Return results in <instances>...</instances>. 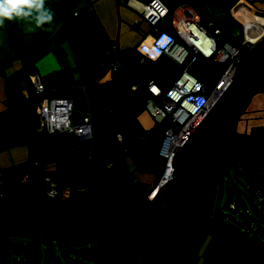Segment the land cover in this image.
Listing matches in <instances>:
<instances>
[{
	"label": "crops",
	"instance_id": "crops-1",
	"mask_svg": "<svg viewBox=\"0 0 264 264\" xmlns=\"http://www.w3.org/2000/svg\"><path fill=\"white\" fill-rule=\"evenodd\" d=\"M161 1L169 8L189 2L198 15L202 12L211 16L203 5L205 0ZM234 1L235 16L246 23L254 16L247 7L264 17V0ZM46 7L54 12L51 25L37 28L27 21H6L0 28V170L4 177L0 207L61 212L62 206L48 208L49 198L29 179L31 163L43 183L46 177L64 185L68 183L62 175L80 178V183H74L77 191L68 196L75 210L103 212L99 205H138L156 187L164 162L159 150L165 125L146 111L145 93L134 90V86L152 79L165 88L178 73L175 63L166 57L158 63H141L139 45L149 34L170 31L171 16L151 26L142 17L143 4L138 0H46ZM249 25L255 37L264 33V24L250 21ZM88 42L101 48H96L101 69H93ZM111 43H116L119 50L116 56L122 67L117 71L111 69L112 62L103 53ZM94 70L101 74L92 106L94 145L70 133L49 134L39 110L41 100L67 98L83 107L77 85ZM34 76H39L45 91L28 96L36 88ZM257 96L258 101L254 99V103L251 98L238 120L236 133L245 137L256 136L250 129L257 124L264 128V93ZM250 102L249 109L256 108L254 118L247 121L244 115ZM115 161L124 166L127 178L123 181L108 178V164ZM88 193L90 202L84 205ZM236 256L242 264H256L243 246Z\"/></svg>",
	"mask_w": 264,
	"mask_h": 264
},
{
	"label": "water",
	"instance_id": "water-1",
	"mask_svg": "<svg viewBox=\"0 0 264 264\" xmlns=\"http://www.w3.org/2000/svg\"><path fill=\"white\" fill-rule=\"evenodd\" d=\"M247 8L264 23L263 16ZM261 35L239 62L231 82L202 122L177 149L172 176L154 199L124 212L21 211L0 207V264L7 259L3 239L11 234L42 237L43 242L64 245L74 240L145 242L136 264H193L204 238L214 228L202 205L205 183L215 174L214 161L236 132L248 102L264 88V33ZM65 190L69 195L77 191L68 186ZM63 202L74 204L68 197ZM86 252L96 255L94 248L82 249L81 254Z\"/></svg>",
	"mask_w": 264,
	"mask_h": 264
},
{
	"label": "built area",
	"instance_id": "built-area-1",
	"mask_svg": "<svg viewBox=\"0 0 264 264\" xmlns=\"http://www.w3.org/2000/svg\"><path fill=\"white\" fill-rule=\"evenodd\" d=\"M133 1V0H126ZM136 1V0H135ZM143 4L142 17L151 25L156 26L171 16V31L161 30L158 35H147L139 45L138 59L141 63H157L163 58H168L175 63L178 74L163 88L155 80L144 84L136 83L134 90L145 93V109L157 123L165 125L164 136L160 148V156L165 159V165L158 178L154 191L148 196L154 199L159 189L171 178L173 173V160L177 149L182 146L192 135L197 126L202 122L214 102L220 97L231 82L234 71L239 62L244 58L249 49L256 43L249 36L243 37L239 45L223 43L220 30L212 32L209 27L201 22V18L189 2L176 3L167 7L161 0H138ZM258 41V40H257ZM116 43H111L103 53L111 60V69L117 71L122 67L117 60ZM198 60L212 61L219 66H224V71L214 87L197 79L189 72L191 65ZM36 88L28 96L42 94L45 87L39 81V76H34ZM101 74H93L92 81L100 82ZM88 77L77 85L84 100V106L78 107L73 99L54 98L42 110L51 135L70 133L80 140H86L91 146L94 144V112L88 97ZM122 141L121 134L118 135ZM112 163L108 164L111 167ZM256 205L262 209L264 202L261 197L260 186L262 181L255 176ZM46 194L50 198L69 196L66 190L59 192L56 184L45 178ZM69 189V188H68ZM4 195V177L0 170V199ZM20 263L26 258H20Z\"/></svg>",
	"mask_w": 264,
	"mask_h": 264
},
{
	"label": "rangeland",
	"instance_id": "rangeland-1",
	"mask_svg": "<svg viewBox=\"0 0 264 264\" xmlns=\"http://www.w3.org/2000/svg\"><path fill=\"white\" fill-rule=\"evenodd\" d=\"M205 1V4H203L204 7L206 6L207 12L210 13L211 17H213L218 24L227 28L234 36H245L244 26L246 25L243 24L232 13L233 9L237 5L236 4L233 6L235 2L234 0ZM146 23L148 24V22ZM212 25L214 24L211 23L209 29L213 32L216 29H212ZM248 33L250 37L254 36L252 31L247 32V35ZM257 40L258 38L255 41L257 42ZM64 61L67 62V57H64ZM263 93L264 88L254 94L251 101L257 99V95H261ZM48 100L52 101L53 98H44L41 100L42 102L39 105V110L41 113L45 105L49 102ZM251 103L252 102L249 103V107L246 109L244 115V120L246 119L247 121H249L248 118H254L253 113L255 112L254 110L256 107L252 106V108L249 109ZM254 103H256V100H254ZM250 114H252V117ZM260 125L261 124H257L255 128L250 129L256 135L253 139L248 140L247 137L238 132L237 134L236 132L233 133L231 138L233 139L235 145L233 148L244 144L241 148V152L249 158L250 161L248 164L250 166V170L253 171L255 177L258 179L264 178V128H262L263 126ZM242 127L243 125L240 127V130ZM251 180L253 179L249 178L247 175H244L242 172H237L235 168L228 169L226 172L222 173L219 180H217L216 193L212 204V215L210 217V221L213 220L211 221L212 224L219 228H224L223 224H225L229 228L234 229L236 232L244 233L250 238L256 237V239L263 241L264 215L259 214L254 209L253 204L250 201V195L252 192ZM231 202L233 204H230ZM46 205L48 208L53 210H56V208L62 206L51 199H47ZM232 205L235 206L232 207ZM214 220L218 222H214ZM31 239L33 238L27 236H18L13 234L6 235L3 239L7 246L6 264H19V259L25 255L21 252H17L16 248L25 246ZM209 239L210 238H207L205 243L200 247L193 264L202 263V254ZM39 240L42 242V254L39 264H136L135 259H138L143 251V246H139L137 244L86 241L84 242V246H76L74 244L64 245L54 241L43 242L42 237H40ZM86 246H91L96 250L97 256L95 261L94 259L87 258L84 254L79 255L75 251H71L69 249V247H74L81 253L82 249H85ZM31 259L32 257L30 256L29 260ZM77 260L82 261V263L78 262Z\"/></svg>",
	"mask_w": 264,
	"mask_h": 264
},
{
	"label": "trees",
	"instance_id": "trees-1",
	"mask_svg": "<svg viewBox=\"0 0 264 264\" xmlns=\"http://www.w3.org/2000/svg\"><path fill=\"white\" fill-rule=\"evenodd\" d=\"M201 22L205 24L207 27L210 28V24H214L216 29H219L221 34L220 38L223 41V43H232L234 45H239L243 39V37H237L234 36L227 28L221 26L218 24L214 18L212 19L211 16L199 12ZM212 22H209L211 21ZM214 29V28H212ZM172 30V29H171ZM170 30V31H171ZM214 32V31H213ZM87 48L89 51V54L93 60V69H101L100 68V63L97 60L96 53L97 49L100 48L97 45H94L92 42H88ZM97 48V49H96ZM101 49V48H100ZM224 71V66H219L218 64L212 62V61H202L198 60L195 61L191 67L189 68V72L195 76L197 79L203 81L207 87L211 88L214 87L220 76L222 75ZM98 70H94V72H90L87 74L88 76V97L91 102V105L93 106V102L95 100V96L97 94V88H98V83H95L92 81L93 74H97ZM178 74V73H177ZM44 93V92H43ZM42 93V94H43ZM237 134V133H236ZM247 139H253L254 137L251 135L246 136ZM232 136L229 139V143L231 146H235L233 139H231ZM94 145V144H93ZM244 144H241L235 148L232 147V149H236L232 153V158H230L227 162H224L215 172L213 177L205 183L204 190L201 195L202 199V205L203 209L205 212V216L207 217V220L210 221V217L212 215V204L214 201L215 193H216V184L217 180L221 177L222 173L226 172L228 169L235 168L237 172H242L244 175H247L249 178L251 176H255L253 171L250 170L249 166V158L245 156L241 152V148L243 147ZM93 156V165H95L96 157L94 155V152H92ZM163 158V157H162ZM163 166L165 164V159L163 158ZM108 178L111 179L112 181H123L126 179V174L124 172V166L120 161H115L112 162V166L108 167ZM29 169V179L34 182L36 187L40 190L43 196H47L46 194V183H43L40 180V176L38 171L35 169V164L31 163L28 166ZM112 169V172H110ZM162 169L160 171V174L162 172ZM111 173V174H110ZM64 180L67 181L68 185L64 184H56L57 187L56 189L59 192H62L65 190V188L72 187L74 189H77V186L74 185L75 182L80 183V178L76 179V177H68L67 175H62ZM160 176V175H159ZM252 179V178H251ZM262 181V184L260 186L261 190V197L264 202V197H263V191H264V178H260ZM45 182V181H44ZM252 182V192L250 195V201L253 204L254 209L261 215H264V208L260 209L256 203L255 199L258 196L257 191L254 189L255 182L251 180ZM75 186V187H73ZM90 195L91 193H88V201H85L84 205L90 202ZM48 197V196H47ZM49 199L59 203V205H62V210L61 212H85V213H91V211L82 209V210H75L74 207L76 208L75 204H72L71 202H66L64 203L62 198L57 197V198H50ZM230 204H233L232 202ZM104 209L103 212H124L128 211L132 208H134L136 205H131L130 203H117V204H112V205H99ZM77 209V208H76ZM214 222H218L214 220ZM223 224V223H221ZM224 228L214 226V228L210 229L206 237L204 238L205 243L207 238H210L208 243L205 246V249L202 254V263L201 264H242L237 256H236V251L239 247H245L247 252L250 254L252 259L256 264H264V240H258L256 237L250 238L244 233H239L236 232L234 229L229 228L225 224H223ZM239 235V236H235ZM31 239L28 244H26L23 247H17L16 251L23 253L25 256L22 258H26V262L20 263L19 264H39L40 258H41V252H42V242L39 240L40 237L36 236H31ZM73 242H81L79 240H74ZM72 242V243H73ZM69 249H73V247H69ZM32 257L31 260H29V257ZM7 262V259H6ZM5 262V264H6Z\"/></svg>",
	"mask_w": 264,
	"mask_h": 264
},
{
	"label": "clouds",
	"instance_id": "clouds-1",
	"mask_svg": "<svg viewBox=\"0 0 264 264\" xmlns=\"http://www.w3.org/2000/svg\"><path fill=\"white\" fill-rule=\"evenodd\" d=\"M53 19L54 12L46 7V0H0V28L5 26L6 21H27L43 28L44 25H51Z\"/></svg>",
	"mask_w": 264,
	"mask_h": 264
},
{
	"label": "flooded vegetation",
	"instance_id": "flooded-vegetation-1",
	"mask_svg": "<svg viewBox=\"0 0 264 264\" xmlns=\"http://www.w3.org/2000/svg\"><path fill=\"white\" fill-rule=\"evenodd\" d=\"M259 37V36H258ZM258 37H252V40L253 41H255ZM230 139V138H229ZM228 144H226V146L225 147H223V149L221 150V152L219 153V155L217 156V158H216V160L214 161V165H213V167H214V170H215V172L217 171V169L224 163V162H227L230 158H232V153H233V149H232V147L233 146H231L230 145V143H229V140H228V142H227ZM207 218V217H206ZM84 242H86V241H81V242H73L72 244H74V245H76V246H78V245H83L84 246ZM137 245H142L143 246V249H144V247H145V245H146V243L145 242H142V243H136ZM4 245H5V249L7 250V246H6V244H5V242H4ZM90 248H92L91 246L89 247H87L86 246V248L85 249H90ZM71 251H75L76 253H78L79 255H81V253L79 252V250H77L76 248H74L73 247V249H70ZM41 254H42V252H41ZM85 256L87 257V258H91V259H94V261L96 260V256H97V252H96V255L94 256V255H92V254H88L87 252H86V254H85ZM79 261V260H78ZM136 261H137V259H135V263H136ZM82 262V261H81Z\"/></svg>",
	"mask_w": 264,
	"mask_h": 264
},
{
	"label": "bare ground",
	"instance_id": "bare-ground-1",
	"mask_svg": "<svg viewBox=\"0 0 264 264\" xmlns=\"http://www.w3.org/2000/svg\"><path fill=\"white\" fill-rule=\"evenodd\" d=\"M250 21L253 22V23H256V24H258V23H259V24H264V23L261 22L259 19H257V18L255 17V15H254V16H252L251 20H249V21L246 23V24H247V25H246V27H247V28H246V29H247V32H250V31H252V29H253V28L250 27V25H249V24H250ZM253 27H254V26H253ZM254 28H257V27H254ZM262 34H263V33H262ZM260 35H261V34H260ZM260 35L258 34V36H260ZM258 36H257V37H258Z\"/></svg>",
	"mask_w": 264,
	"mask_h": 264
}]
</instances>
